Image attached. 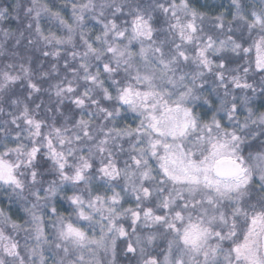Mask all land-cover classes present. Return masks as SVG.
Here are the masks:
<instances>
[{
  "label": "snow or ice",
  "instance_id": "1",
  "mask_svg": "<svg viewBox=\"0 0 264 264\" xmlns=\"http://www.w3.org/2000/svg\"><path fill=\"white\" fill-rule=\"evenodd\" d=\"M0 22V264H264V0Z\"/></svg>",
  "mask_w": 264,
  "mask_h": 264
},
{
  "label": "clouds",
  "instance_id": "2",
  "mask_svg": "<svg viewBox=\"0 0 264 264\" xmlns=\"http://www.w3.org/2000/svg\"><path fill=\"white\" fill-rule=\"evenodd\" d=\"M194 2H198L199 4H205L207 3L210 7H215L216 5L221 3V0H194ZM229 0H224V3L227 4ZM2 23V22H0Z\"/></svg>",
  "mask_w": 264,
  "mask_h": 264
}]
</instances>
